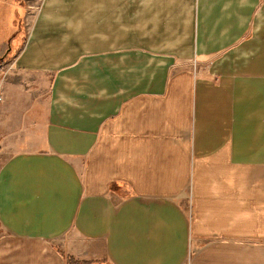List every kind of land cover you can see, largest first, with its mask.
<instances>
[{"label": "crops", "instance_id": "1", "mask_svg": "<svg viewBox=\"0 0 264 264\" xmlns=\"http://www.w3.org/2000/svg\"><path fill=\"white\" fill-rule=\"evenodd\" d=\"M19 5L0 264H264V0Z\"/></svg>", "mask_w": 264, "mask_h": 264}, {"label": "rangeland", "instance_id": "2", "mask_svg": "<svg viewBox=\"0 0 264 264\" xmlns=\"http://www.w3.org/2000/svg\"><path fill=\"white\" fill-rule=\"evenodd\" d=\"M34 1L36 2L37 0H0V42L4 43L8 35V39L11 46H13L12 42L17 44L18 42L22 41L23 26L21 21L23 13L20 9L21 6L19 4L23 2L31 3ZM34 9H36L34 5L32 7H28V12ZM3 45H0V50H2L3 48L5 49ZM6 154L7 152H0V165L5 160ZM72 263L73 261L69 260V264Z\"/></svg>", "mask_w": 264, "mask_h": 264}, {"label": "built area", "instance_id": "3", "mask_svg": "<svg viewBox=\"0 0 264 264\" xmlns=\"http://www.w3.org/2000/svg\"><path fill=\"white\" fill-rule=\"evenodd\" d=\"M11 68L12 65L0 63V100L2 98L1 92H2L3 81Z\"/></svg>", "mask_w": 264, "mask_h": 264}, {"label": "trees", "instance_id": "4", "mask_svg": "<svg viewBox=\"0 0 264 264\" xmlns=\"http://www.w3.org/2000/svg\"><path fill=\"white\" fill-rule=\"evenodd\" d=\"M4 61V58H0V63Z\"/></svg>", "mask_w": 264, "mask_h": 264}]
</instances>
